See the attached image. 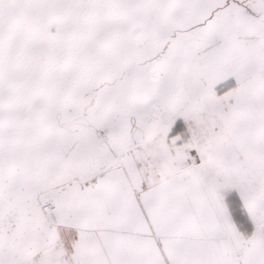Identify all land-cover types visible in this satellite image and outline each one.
I'll list each match as a JSON object with an SVG mask.
<instances>
[{"label":"snow or ice","instance_id":"1","mask_svg":"<svg viewBox=\"0 0 264 264\" xmlns=\"http://www.w3.org/2000/svg\"><path fill=\"white\" fill-rule=\"evenodd\" d=\"M37 9L79 14V54L135 118L70 195L112 237L103 264H264V0H0V79ZM89 242L75 264H96Z\"/></svg>","mask_w":264,"mask_h":264},{"label":"rangeland","instance_id":"2","mask_svg":"<svg viewBox=\"0 0 264 264\" xmlns=\"http://www.w3.org/2000/svg\"><path fill=\"white\" fill-rule=\"evenodd\" d=\"M79 14L37 9L6 43L0 79V264H67L135 118L73 42ZM86 222L87 225H86ZM95 226V225H94Z\"/></svg>","mask_w":264,"mask_h":264},{"label":"crops","instance_id":"3","mask_svg":"<svg viewBox=\"0 0 264 264\" xmlns=\"http://www.w3.org/2000/svg\"><path fill=\"white\" fill-rule=\"evenodd\" d=\"M91 207V206H90ZM90 229L87 231H81V243L79 244L78 249L76 250L77 257L83 252V245H82V235L85 232L89 233V246L87 248V255L88 257L95 261L96 264H103V262L110 257L112 252V237L107 233H102L100 229H98L94 224L89 226ZM75 259L68 260L67 264H75Z\"/></svg>","mask_w":264,"mask_h":264}]
</instances>
